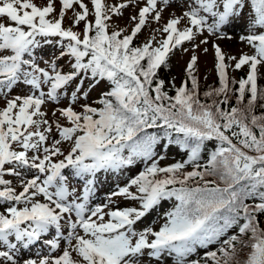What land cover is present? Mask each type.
Instances as JSON below:
<instances>
[{"label":"snow or ice","instance_id":"obj_1","mask_svg":"<svg viewBox=\"0 0 264 264\" xmlns=\"http://www.w3.org/2000/svg\"><path fill=\"white\" fill-rule=\"evenodd\" d=\"M131 3L139 8L130 17L131 33L110 32V13L121 15ZM171 3L91 0L90 21L84 0H60L57 15L54 0L42 6L34 0H0V98L5 101L0 107V264H19L18 249L53 228L56 238L46 243L55 250L63 239L68 247L59 256L23 264H167L169 258L171 264H201L191 257L213 244L219 247L205 252L203 264H264V87L258 83L264 67V0H184L181 14L155 30L162 39L153 36L135 45L148 19L159 22ZM245 9L247 35L240 39L251 54L226 57L213 43L219 87L204 91L201 99L195 49L207 45L208 37L229 38L223 29ZM67 10H73V26L85 22L82 31L63 26ZM205 32L208 36L192 46L187 79L180 87L173 81L175 95H169L159 70L171 52ZM53 37L59 38V58H68L66 71L55 61L40 67L34 58L41 40L52 43ZM226 59L234 61L235 70L247 66L246 77L230 80L232 65ZM101 82L106 87L96 106L80 103ZM21 85L27 92L13 95ZM62 99L67 106L51 117L42 110ZM164 140L179 145L187 161L160 166L163 157L157 158L156 148L163 149ZM206 140L217 146L202 165ZM137 161L144 162L143 171L111 196L138 201L139 207L91 205L97 173ZM187 164L192 171H183ZM18 169L37 173L20 179L19 191L5 178L20 177ZM69 176L85 180L82 193L70 188ZM173 199L158 230L134 227L162 200Z\"/></svg>","mask_w":264,"mask_h":264},{"label":"rangeland","instance_id":"obj_2","mask_svg":"<svg viewBox=\"0 0 264 264\" xmlns=\"http://www.w3.org/2000/svg\"><path fill=\"white\" fill-rule=\"evenodd\" d=\"M43 1L44 0H34L35 3H39V2H43ZM87 1L88 0H84V2H87ZM126 3H128V2H126ZM140 6H143V0H140ZM182 6H183V4H181V2L179 0H177L175 2L172 0L171 5L162 12V14H161L162 18L159 21V24L164 25L165 22L167 21L168 15H171V14H173L175 16L176 15H180ZM161 7H163V6L161 5ZM138 11H139V8L136 6V3H131L128 7L121 9V12H122L121 15H115V14L113 15V17H114L113 18L114 26L115 27H120V29L124 30L126 24L131 21L130 17L128 15H130V16L136 15L138 13ZM150 19L151 18H149V21H152ZM240 21H241V24L245 27V29L247 31V23L243 19L241 20V17L239 19L233 21L232 23L240 24ZM228 27H232V26L229 25ZM207 36H208V34L205 32L204 36L197 37V39L195 41L189 42V44L184 49H189V50L192 49L193 44L199 43L200 39H203L204 37H207ZM208 38H209V43L207 45H203L202 44V45H200L199 48L196 49L198 52H200V56H201L200 57V61H199V66L201 68L200 69V71H201V79H210V76H213V72L211 70H209V66H211V62H212L211 57L213 56V52H214V48L212 46L213 43H216V44H218L220 46L222 51L225 53L226 57H229V56H237V57H239L242 53H246V52L251 54V49L249 48V46L246 43H243L241 41V39L239 41H235L234 39L231 41V40H228L227 38H224V39H217L216 37H208ZM205 47H207V49H208L207 52L203 51V49ZM184 49L179 51L173 57L174 71H173L172 75L170 76V78H172L176 82L179 80L180 76L183 74L184 64H185V62L187 60V57H188V54H189V51L185 52ZM39 55L40 54H38L36 52V56H37L36 62L38 63V65L40 67H46L47 66L46 62H50V60L55 58V57L54 58L49 57L48 59H46L43 56L40 59H38ZM58 60L59 59L57 57L53 61L58 63ZM226 63L229 64V65H233L234 61L226 59ZM208 64H209L208 68L205 69L206 65H208ZM260 72L262 73V75L264 77V67L260 68ZM20 93L21 92H19V91H15L12 94L15 95V94H20ZM51 109H52V104L51 103H49V104L46 103L43 106L42 110H44L46 112H49V111H51ZM53 135H55V130L54 129H53ZM51 140H52V136L50 135V137H49V145L51 143ZM210 144L213 146L214 145L213 141H210ZM63 145H67L66 147H68L67 143H64ZM168 150H173V151H168ZM159 151L161 152V156L160 157H163V159H159V157H157L159 159V164L160 165L163 164V163L167 164L172 159H174V157H177L176 154H175V153H177V151H179V153L183 152L178 147H176V146H174L172 144L168 145V143L165 144V147L163 149H161L160 146L158 145L157 148H156V152L159 154ZM181 156H182V154H181ZM137 163H138V161H137ZM144 167H145L144 162L139 163V168L140 169L136 172L137 175H138V173L140 171H143ZM18 171H20L21 173L22 172H26L24 169H18ZM123 171H125V168L122 169V170H119L118 172L121 174ZM113 174H115V173L111 172V175H113ZM7 176L11 177V181H14V180L18 181L20 178L23 177V173L21 174L20 177H16V176H12V175H7ZM101 180L105 182L106 181V177L102 176ZM128 182H129V180L126 181V182H120L119 183V177H116V176H114L111 179H109V183H111L110 184V188L112 186H114L115 183L118 184L120 187H124L125 186L124 184H127ZM104 189H106V188H104V185H103L102 190H104ZM118 189L116 191H118ZM132 190L134 191L135 189H132ZM105 203H110V206H113V207L118 206L120 208L131 207V206H133L135 204L139 205L138 201H133V200H130V199H126L123 196H111L110 192H106L105 193V198L103 196L98 202L99 205L105 204ZM163 222H164V218H160L159 220H153V222H152L153 224H150L147 227H151V228H153L155 230H158L160 225ZM135 228L138 229V227H135ZM144 228H146V227H143V229ZM67 247H68V245L66 246V248ZM218 247H219L218 244H214L213 246L210 247V249H216ZM207 250H209V248H207V249L203 248L201 251H198L193 257H191V259H199L200 253H203V252H205ZM203 254H205V253H203ZM75 256H76V254H75ZM76 258H77V256H76ZM167 264H171V259L170 258H169ZM201 264H203V263H201Z\"/></svg>","mask_w":264,"mask_h":264},{"label":"trees","instance_id":"obj_3","mask_svg":"<svg viewBox=\"0 0 264 264\" xmlns=\"http://www.w3.org/2000/svg\"><path fill=\"white\" fill-rule=\"evenodd\" d=\"M211 87H214V85H208V86H206V87H204V88H202L201 89V91H200V93H201V99H203V92L204 91H207V90H209V88H211ZM233 87H238V85L236 86V85H233ZM232 103L233 104H235V97L233 96V98H232ZM207 162V160L206 159H203V160H201V162H200V164H205ZM183 171H187L186 169H184ZM260 221H261V223H262V218H260ZM263 226V225H262Z\"/></svg>","mask_w":264,"mask_h":264}]
</instances>
